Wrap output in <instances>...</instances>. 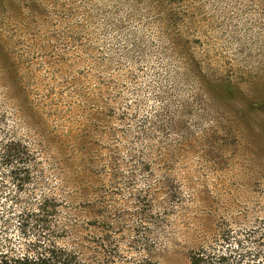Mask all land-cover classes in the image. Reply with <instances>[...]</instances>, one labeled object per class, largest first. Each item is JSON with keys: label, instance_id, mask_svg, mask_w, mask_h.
<instances>
[{"label": "rangeland", "instance_id": "374dc122", "mask_svg": "<svg viewBox=\"0 0 264 264\" xmlns=\"http://www.w3.org/2000/svg\"><path fill=\"white\" fill-rule=\"evenodd\" d=\"M262 234L264 0H0V255L264 264Z\"/></svg>", "mask_w": 264, "mask_h": 264}, {"label": "trees", "instance_id": "16d2710c", "mask_svg": "<svg viewBox=\"0 0 264 264\" xmlns=\"http://www.w3.org/2000/svg\"><path fill=\"white\" fill-rule=\"evenodd\" d=\"M48 208L47 204L41 208L44 215H50ZM28 216H34L38 221H40V218L44 217L37 216L36 213H29ZM262 236L264 237V234H262ZM239 245L240 242H237L236 246ZM36 249L37 251H34L33 254L27 253L15 257H7L4 253H1L0 264H87L79 252L62 248L57 243L43 244L42 247ZM229 257H227V255H221L218 257L212 255V253H209L207 250L202 249L200 250V253L191 256L190 264H233L230 263L232 255ZM241 262L242 260L239 258L235 264Z\"/></svg>", "mask_w": 264, "mask_h": 264}]
</instances>
